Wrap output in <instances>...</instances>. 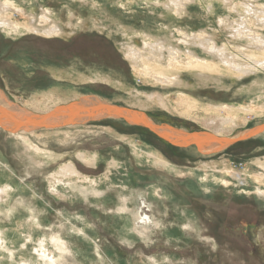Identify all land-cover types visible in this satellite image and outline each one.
Here are the masks:
<instances>
[{
  "label": "rangeland",
  "instance_id": "rangeland-1",
  "mask_svg": "<svg viewBox=\"0 0 264 264\" xmlns=\"http://www.w3.org/2000/svg\"><path fill=\"white\" fill-rule=\"evenodd\" d=\"M7 1L14 7L2 14L20 32L0 30V94L22 108L42 114L94 97L141 111L156 125L218 137L264 124V68L256 63L245 75L222 64L209 72L185 68L172 72L180 85L158 86L133 71L123 48L142 50L146 35L167 41L183 58L194 53L211 61L201 36L247 63L246 54L259 52L247 46L250 37L264 40V0ZM38 23H56L59 34L37 32ZM238 28L249 30L246 38L236 36ZM51 92L58 101L48 106L42 97ZM152 93L165 108L148 99ZM222 105L238 119L218 131L231 116L212 109ZM74 127L36 130L31 141L40 154L0 129V160L18 180L0 196V264H264V195L255 193L264 191V177L260 185L254 177L264 176L257 166L264 164V132L202 155L122 120ZM150 152L168 168L150 162ZM78 153L97 155L96 166ZM69 161L91 182H55Z\"/></svg>",
  "mask_w": 264,
  "mask_h": 264
},
{
  "label": "bare ground",
  "instance_id": "bare-ground-1",
  "mask_svg": "<svg viewBox=\"0 0 264 264\" xmlns=\"http://www.w3.org/2000/svg\"><path fill=\"white\" fill-rule=\"evenodd\" d=\"M175 1H176V4H177V2L181 4L182 0H175ZM180 4H178L179 5L178 7H180ZM181 6H183V5H181ZM13 7H14V5L12 2L7 1V0L2 2L0 0V30L7 35H12L13 31L14 32H16V31L20 32L19 26L11 23V21L6 19V16H4L2 14L4 12L8 11L9 9L13 8ZM47 13H49V12L45 11L43 13L42 18L44 17V18L48 19L49 16L46 15ZM42 20L43 19H41V21ZM41 21L39 23H41ZM53 23H52V25L48 24L49 26H45V24L41 26L39 24L41 27L36 28L35 30L37 32H42L44 35H47L48 37L57 36L59 34V29L55 25L56 23L55 24H53ZM247 31H249V30H247V28L246 29L243 28V30L238 28L235 31L236 36L243 37V35H245V32L247 34ZM143 36H144V39H143V47L144 48L142 50H137L134 46L125 45L123 47L124 48V56L130 62L133 71L137 72L138 74L142 75L143 77H147V78L152 79L158 86L159 85L169 86V85H178V84L180 85L181 81H179L178 76L176 74H173L172 72L175 73V71L178 72L179 70H182L185 68L196 69V70L198 69L199 72L200 71H204V72L208 71L209 72L210 69L211 70L212 69H218L220 64H222L224 66L225 65L229 66V67H231V70H234L236 72L237 71L241 72L244 75L248 74L250 72H255V70L257 69L256 65L258 67L264 68V40L263 39L258 40L256 38V40L254 41V37H252V38L250 37L249 41H251V42L247 46H251V48H256L259 52L256 51V53L252 52L251 54H246L245 57H247L246 59H248L249 62L242 63V62H240V60L239 61L237 59L235 60L234 57L233 58L231 57L229 59L230 55H228L227 49L225 48V46H224V48H218L217 45L214 43V41H212V42L206 41L205 38L204 39L200 38L201 36L196 38V39L198 40V42L201 45L205 46L206 51H208V53L211 55V58H212V59H210L211 61H207L205 59L201 60L194 53H188V56H185V58H183V57H181L183 55V54L181 55V51L179 49L173 48V46L171 44H169L167 41L150 39L146 35H143ZM255 37H257V36H255ZM210 42H211V44H210ZM187 43H188V41L186 42V44ZM145 53L148 54L147 55V61L143 60V58H142L143 57L142 55ZM163 62H165V63H163ZM255 63H256V65H255ZM97 77H95V79H93V80H98L99 78H97ZM81 79H82L81 81H83L85 78L82 77ZM63 93L68 94L69 96L73 95V96H71V98H77V96H75V94H73V92H65L64 91ZM49 96L42 97V102L45 105L49 106V104H51L53 102L56 103L55 100L58 101L57 92H54V93L51 92V93H49ZM147 97H148V99L156 100L157 102L160 103V105H162L163 108H165V106H166L165 102L162 99V97L158 96V94L155 95L152 93V94H149ZM92 98H94V97H92ZM0 100H2L1 94H0ZM55 107H57V106H55ZM212 109H214V111H219V110L227 111L231 115L227 119L222 118V120H221L222 122L219 123L218 131L223 130V128L225 126L230 125L231 127H234L236 125L238 118L235 116V113L233 112L232 108H230L229 106H226V105H222V106H213ZM210 123H212V122H210ZM74 126H78V125H74ZM74 126H67L61 130H63V132L64 131L66 132L71 128H77ZM0 129L4 132H7L9 137L16 138V140L18 141L20 146H22L23 149H25L26 151H30V149H32L33 151H35V153L36 152L39 154L41 153L37 147L33 146V143L31 141V137L36 135L38 131H36V130L34 131V130L26 129V128H19L18 130H4L3 128L0 127ZM53 131H57V130H53ZM40 132H42V133L46 132L47 133L50 131L48 129H46V130H41ZM240 134H242V133H240ZM237 135H239V134H237ZM200 149H202V148H200ZM134 153L137 154V151H135ZM146 156L148 158H151L150 162H154L155 164H159L161 166L168 168L166 162L163 159H161L157 154L150 152V153H147ZM38 157H40V156H38ZM77 157L82 163H84L87 166H91V167L96 166V164L98 162V156L97 155H92V154H87V153H78ZM0 158H1V155H0ZM115 164H116L115 161L110 162V165H115ZM257 166H259V168L262 171H264V164H258ZM10 168L11 167H9L5 161L0 160V176H2L5 179V181L7 179V181L4 182V184H1V182H0V196L2 194L7 195L8 191L13 188L11 186V183H12V185H14V183H16L18 181L16 179H14V177H16L15 173H13V171L10 170ZM56 175L58 177H55V175L52 176V179L55 182H61L64 178H67L68 180H80V181H90L91 182V180L89 178L84 176L78 170L77 165L74 164L73 162H70V161L68 163H65L64 165L60 166ZM254 177H255L256 185H260L264 176H262V175L256 176L255 175ZM53 180H51L52 184H54ZM238 182L243 184V181H241V180ZM62 183H65V182L62 181ZM92 183L96 184L95 181H92ZM52 184H50V187H53ZM255 193L259 197L264 195V191H262L259 188L256 189Z\"/></svg>",
  "mask_w": 264,
  "mask_h": 264
},
{
  "label": "water",
  "instance_id": "water-1",
  "mask_svg": "<svg viewBox=\"0 0 264 264\" xmlns=\"http://www.w3.org/2000/svg\"><path fill=\"white\" fill-rule=\"evenodd\" d=\"M0 127L4 130L57 129L105 120H122L129 126H138L152 132L157 138L177 148L195 146L202 155L218 154L234 145L253 139L264 131V124L242 132L235 137H218L206 131L186 132L168 125H156L141 111L127 106L110 104L92 97H82L55 107L47 113H34L1 95ZM80 112V113H79ZM202 148V149H200ZM252 230V229H250ZM254 237L255 235L252 234Z\"/></svg>",
  "mask_w": 264,
  "mask_h": 264
},
{
  "label": "trees",
  "instance_id": "trees-1",
  "mask_svg": "<svg viewBox=\"0 0 264 264\" xmlns=\"http://www.w3.org/2000/svg\"><path fill=\"white\" fill-rule=\"evenodd\" d=\"M231 149V148H230Z\"/></svg>",
  "mask_w": 264,
  "mask_h": 264
}]
</instances>
